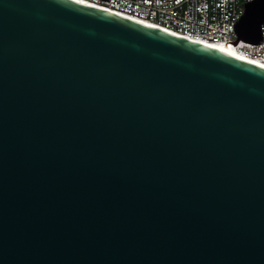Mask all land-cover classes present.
Listing matches in <instances>:
<instances>
[{
	"label": "water",
	"instance_id": "water-1",
	"mask_svg": "<svg viewBox=\"0 0 264 264\" xmlns=\"http://www.w3.org/2000/svg\"><path fill=\"white\" fill-rule=\"evenodd\" d=\"M263 23L248 3L238 40ZM0 264H264V67L0 0Z\"/></svg>",
	"mask_w": 264,
	"mask_h": 264
},
{
	"label": "built area",
	"instance_id": "built-area-1",
	"mask_svg": "<svg viewBox=\"0 0 264 264\" xmlns=\"http://www.w3.org/2000/svg\"><path fill=\"white\" fill-rule=\"evenodd\" d=\"M108 11L193 39L235 45L264 63V23L259 43L238 40L237 25L254 0H87Z\"/></svg>",
	"mask_w": 264,
	"mask_h": 264
},
{
	"label": "bare ground",
	"instance_id": "bare-ground-1",
	"mask_svg": "<svg viewBox=\"0 0 264 264\" xmlns=\"http://www.w3.org/2000/svg\"><path fill=\"white\" fill-rule=\"evenodd\" d=\"M77 1L83 2V3L88 4V5H91V6H94L96 8L104 9L103 7H100L98 5H95V4H93V3H91V2H89L87 0H77ZM104 10H107V9H104ZM111 12H113V11H111ZM141 22H144V21H141ZM144 23L149 24L151 26H154L156 28H160L162 30H166V29H163V28L158 27L156 25L147 23V22H144ZM168 32H171V31H168ZM171 33H173V32H171ZM174 34H176V33H174ZM177 35L182 36V37H185V38H188V39L193 40L195 42H198L200 44H204V45H207V46L216 48L218 50H222V51L228 52L231 55L236 56V57H238L240 59H243V60H246V61H249L251 63H254V64H257V65H260V66L264 67V63L263 62H261L259 60L252 59V58L246 56L235 45L228 44V43H224V42H213V41L206 40V39H193V38H190V37H187V36H184V35H180V34H177Z\"/></svg>",
	"mask_w": 264,
	"mask_h": 264
}]
</instances>
